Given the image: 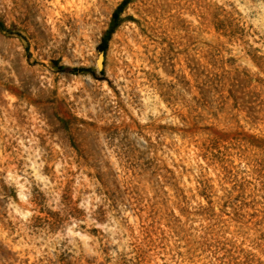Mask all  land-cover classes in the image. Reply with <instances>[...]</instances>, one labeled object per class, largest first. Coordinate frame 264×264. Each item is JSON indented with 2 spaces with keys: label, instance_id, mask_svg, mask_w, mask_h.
Returning <instances> with one entry per match:
<instances>
[{
  "label": "rangeland",
  "instance_id": "374dc122",
  "mask_svg": "<svg viewBox=\"0 0 264 264\" xmlns=\"http://www.w3.org/2000/svg\"><path fill=\"white\" fill-rule=\"evenodd\" d=\"M0 264H264V0H0Z\"/></svg>",
  "mask_w": 264,
  "mask_h": 264
},
{
  "label": "water",
  "instance_id": "95a60500",
  "mask_svg": "<svg viewBox=\"0 0 264 264\" xmlns=\"http://www.w3.org/2000/svg\"><path fill=\"white\" fill-rule=\"evenodd\" d=\"M99 56L101 57V60L98 63V67L99 68H102V66H103V52H100L99 53Z\"/></svg>",
  "mask_w": 264,
  "mask_h": 264
}]
</instances>
